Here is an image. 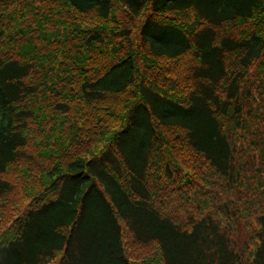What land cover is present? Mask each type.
<instances>
[{"label":"trees","instance_id":"16d2710c","mask_svg":"<svg viewBox=\"0 0 264 264\" xmlns=\"http://www.w3.org/2000/svg\"><path fill=\"white\" fill-rule=\"evenodd\" d=\"M52 256L264 264V0H0V264Z\"/></svg>","mask_w":264,"mask_h":264},{"label":"rangeland","instance_id":"374dc122","mask_svg":"<svg viewBox=\"0 0 264 264\" xmlns=\"http://www.w3.org/2000/svg\"><path fill=\"white\" fill-rule=\"evenodd\" d=\"M117 15L120 18L123 17V11H121L119 7L117 8ZM136 125H141V133H137L135 130H132L128 132L125 138L124 146L129 154H134L140 149L141 143L145 137V121L143 119H137ZM69 192L70 188L66 189L62 199H57L53 205L46 207L42 211L38 210L31 216L27 228L26 247L32 244H37L40 240V237L46 232L48 233L51 221H49V219L51 215L59 212L62 213L66 210V198ZM86 199L85 209L80 217L78 230L79 233L84 236L88 234L91 235L92 238L88 240H93L95 242L99 240L97 238L98 235H102L108 230L110 225V216L106 206L96 191H90ZM85 240L87 239L85 238ZM9 252L10 256L13 257L12 249H10ZM51 258V261L47 262L46 264H51L56 260L57 256H52Z\"/></svg>","mask_w":264,"mask_h":264}]
</instances>
